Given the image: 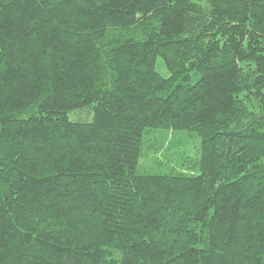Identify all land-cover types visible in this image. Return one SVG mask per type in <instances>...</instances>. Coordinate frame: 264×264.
<instances>
[{
	"label": "trees",
	"instance_id": "1",
	"mask_svg": "<svg viewBox=\"0 0 264 264\" xmlns=\"http://www.w3.org/2000/svg\"><path fill=\"white\" fill-rule=\"evenodd\" d=\"M0 264H264V0H0Z\"/></svg>",
	"mask_w": 264,
	"mask_h": 264
},
{
	"label": "rangeland",
	"instance_id": "2",
	"mask_svg": "<svg viewBox=\"0 0 264 264\" xmlns=\"http://www.w3.org/2000/svg\"><path fill=\"white\" fill-rule=\"evenodd\" d=\"M157 71L164 77L167 71L160 59L156 64ZM74 112L70 114V120H87L88 114ZM144 147V156L140 161V168L146 174L166 175L170 169L179 168L181 172L198 173V143L194 135L185 132H177L170 135L151 133ZM191 136V137H190ZM194 137V138H193Z\"/></svg>",
	"mask_w": 264,
	"mask_h": 264
}]
</instances>
